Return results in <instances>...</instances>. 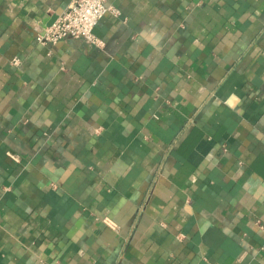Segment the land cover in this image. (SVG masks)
Listing matches in <instances>:
<instances>
[{
    "label": "crops",
    "instance_id": "crops-1",
    "mask_svg": "<svg viewBox=\"0 0 264 264\" xmlns=\"http://www.w3.org/2000/svg\"><path fill=\"white\" fill-rule=\"evenodd\" d=\"M107 2L0 0V264H264V0Z\"/></svg>",
    "mask_w": 264,
    "mask_h": 264
},
{
    "label": "built area",
    "instance_id": "built-area-1",
    "mask_svg": "<svg viewBox=\"0 0 264 264\" xmlns=\"http://www.w3.org/2000/svg\"><path fill=\"white\" fill-rule=\"evenodd\" d=\"M107 1L68 0L66 8L36 34V41L47 44L63 39L79 38L88 44L102 46V39L93 32L95 25L107 14L119 15V9ZM13 63H17V60L14 59Z\"/></svg>",
    "mask_w": 264,
    "mask_h": 264
}]
</instances>
